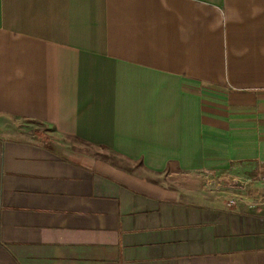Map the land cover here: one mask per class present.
I'll return each instance as SVG.
<instances>
[{
    "label": "crops",
    "instance_id": "obj_1",
    "mask_svg": "<svg viewBox=\"0 0 264 264\" xmlns=\"http://www.w3.org/2000/svg\"><path fill=\"white\" fill-rule=\"evenodd\" d=\"M262 174L264 0H0V264H264Z\"/></svg>",
    "mask_w": 264,
    "mask_h": 264
},
{
    "label": "built area",
    "instance_id": "obj_2",
    "mask_svg": "<svg viewBox=\"0 0 264 264\" xmlns=\"http://www.w3.org/2000/svg\"><path fill=\"white\" fill-rule=\"evenodd\" d=\"M258 180L260 181V183H262V185H264V174L260 175L258 177ZM226 186L230 189L233 190H243L245 189V185L243 183L237 182V181H229V182H225ZM235 201H231V204H234Z\"/></svg>",
    "mask_w": 264,
    "mask_h": 264
},
{
    "label": "rangeland",
    "instance_id": "obj_3",
    "mask_svg": "<svg viewBox=\"0 0 264 264\" xmlns=\"http://www.w3.org/2000/svg\"><path fill=\"white\" fill-rule=\"evenodd\" d=\"M8 125H12V123H13V125L15 124L14 122H12V121H8V122H6Z\"/></svg>",
    "mask_w": 264,
    "mask_h": 264
}]
</instances>
